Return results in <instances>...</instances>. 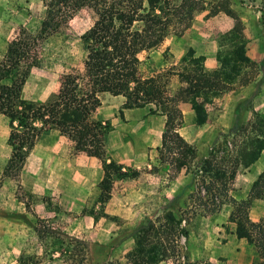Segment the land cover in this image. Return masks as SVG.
Masks as SVG:
<instances>
[{"label": "trees", "instance_id": "trees-1", "mask_svg": "<svg viewBox=\"0 0 264 264\" xmlns=\"http://www.w3.org/2000/svg\"><path fill=\"white\" fill-rule=\"evenodd\" d=\"M39 1L45 10L39 32L32 34L20 30L7 44L0 60V114L8 120L7 142L11 149L3 177L18 178L40 135L53 129L70 140L76 151L100 160L102 178L98 183V202L101 205L106 203L114 180L135 178L139 172L136 169L124 171L121 164L104 159V137L110 127L108 123L92 120V114L101 104L100 95L104 93L123 96V108L150 105V112L165 116L158 148L160 164L169 165L176 173L189 170L196 160V149L178 132L183 122L179 102L189 103L196 123L203 124L207 118L204 106L234 88L232 84L236 79L238 85L247 84L256 67L245 54L242 23L230 9L228 0H220L215 9L234 19L233 28L225 34L227 49L217 54L219 67L211 72L205 71L203 57H193L189 51L191 68L178 73L179 81L184 85L172 95L156 77L140 76L139 55L158 46L175 29V24L181 25V32L186 30L194 13L202 9L201 0ZM84 7L94 11L96 20L81 36L86 47L83 71L64 75L57 92L45 102L23 99L22 88L38 64L41 43L57 33L74 13ZM244 68L249 72L241 75ZM221 137L225 149L222 150L228 159L225 155H214L218 145L214 142L208 155L196 167L201 189L207 197L200 198L207 201H203V206L209 201L210 213L216 212L223 203L217 192L219 195L226 193L237 169L254 163L264 150V120L256 114L252 121L234 126ZM229 137L232 141L227 140ZM189 197L193 196L190 194ZM262 197L264 171L252 183L247 199L231 201L233 209L229 215L235 236L252 245L258 255V261L253 264H264V219L250 220L248 209L252 199ZM181 222L168 210L141 223L131 233L133 246L124 255L126 264H160L169 259H174L176 264H190L180 253V238L187 234ZM67 242L66 251L72 244L76 248L69 250L63 261L84 264L87 260L86 244L77 238L67 239ZM73 250L75 253L72 254Z\"/></svg>", "mask_w": 264, "mask_h": 264}, {"label": "rangeland", "instance_id": "rangeland-1", "mask_svg": "<svg viewBox=\"0 0 264 264\" xmlns=\"http://www.w3.org/2000/svg\"><path fill=\"white\" fill-rule=\"evenodd\" d=\"M174 1L177 2V0ZM201 1L202 9L196 11L195 16L204 20L205 16L208 17L214 13V7L219 0ZM262 3V0H258V2L241 0L240 4L244 18L253 14L252 8L260 12L258 23H261V32L264 33ZM44 18L45 10L39 0H0V60L3 58L7 44L20 30L24 29L36 34L39 32ZM95 20L96 15L92 9L81 8L57 33L41 43L38 64L31 70L22 88L23 99L45 102L57 92L64 75L83 71L86 47L81 36ZM173 28L175 29L171 30L158 46L139 55L140 76L156 77L160 83L164 84L169 95H172L178 88V73L183 72L186 68H191L188 61V53L191 50L186 49V46L184 47L178 42V37L184 31H180V24H175ZM177 31L181 33L175 34ZM225 34L216 39L217 45L220 47L219 51L222 52L227 49ZM100 101L101 107L95 111L96 114L92 120L109 124L110 131L104 137V147L109 151L119 149L123 153L125 150H131L132 158H138L141 155L144 156L143 160H148L145 157L147 151L144 148L152 149V145L158 143L161 132L164 130L165 117L160 113L150 112V105L131 108L132 111H128L122 106L125 101L124 97H111L105 93L100 95ZM248 106V102L241 103L239 111L248 108ZM259 117L263 119L262 115ZM246 123L248 122H242L240 116L237 115L233 126ZM9 130L8 120L0 115V264H67L63 258L68 256L69 250L76 248L75 244H72L66 251L67 239L76 237L66 232L63 229V224H68L70 219L74 218L75 220L77 216L73 215L72 217L69 213L62 212L48 194L31 191L29 174L25 176L23 184L20 176L18 178L2 176L11 150L7 142ZM216 139L218 137L214 140ZM227 140L232 141L231 137ZM222 141L223 138L220 137L217 140L218 145L215 146L214 155L217 157L225 155L222 150L224 149ZM66 143L69 150L74 152L73 143ZM158 144L160 147V142ZM105 155L104 159H106ZM204 156L206 157L207 153ZM204 156L197 155L189 170L184 169L178 173L167 164H159L158 169L164 187L163 205L154 213L143 215L138 222L132 224L133 220L137 218L135 215L129 217L132 219V222L129 223L123 221L119 216H105L102 208L94 211L89 207L86 211L93 216L98 227H107L111 231L118 228L123 229L121 234L129 238L133 230L145 220L155 219L170 210L176 218L182 220L181 223L187 232L185 237L180 238L179 247L181 255L185 256L190 264H237L235 259H258L252 245L245 240H237L233 235L234 226L229 221V215L233 209L229 191L234 187V180L229 182L226 193L219 195L217 192L219 201L230 207L220 206L221 208L216 212L210 213L209 201L207 206H203V201L207 197L201 189L196 167ZM225 157L228 159V156L225 155ZM137 158L134 159L137 160ZM143 166L145 167V164H142L141 168ZM127 169L133 170L134 168L129 166L123 168L124 171ZM73 170L74 168L70 169L69 174H72ZM154 170L156 168L152 167L149 171L154 172ZM180 173L191 175L188 185H183L184 182L172 183ZM129 179L131 178L121 180ZM118 181L117 179L113 181L112 188H115L114 183L119 185ZM190 194L193 196L192 198H188ZM201 196L205 198L202 200ZM263 205L264 202L261 206L252 209L253 218L261 216ZM251 206L252 201L248 212L251 210ZM79 240L83 241L87 247V260L84 264H99V255L103 252L105 256V250L93 243L92 240ZM71 253L73 254L75 251L73 250ZM110 253L111 250H109ZM104 256L102 257L104 264H126L124 256L123 258H112V260L105 259ZM75 258L76 256L73 257V259ZM55 261L57 262L50 263ZM160 264L176 263L174 259H169Z\"/></svg>", "mask_w": 264, "mask_h": 264}, {"label": "crops", "instance_id": "crops-1", "mask_svg": "<svg viewBox=\"0 0 264 264\" xmlns=\"http://www.w3.org/2000/svg\"><path fill=\"white\" fill-rule=\"evenodd\" d=\"M228 1L230 9L242 23L245 54L255 63L256 67L252 72L251 80L247 84L238 85L236 79V82L234 81L232 84L234 88L218 97H214L210 104L204 106L207 118L203 124L198 125L196 123L195 113L189 103L179 102L178 108L182 112L183 122L178 132L188 144L195 147L196 157L197 155L202 157L206 153L208 155V149L210 150L212 147L211 144L213 145L214 142L220 139L221 135L227 134L234 127L237 115L240 116L242 122L252 121L255 114L262 115L264 119V33L261 32V23H258L260 12L252 8L253 14L248 18H244L240 4L241 0H238V2L236 0ZM255 1L258 2V0ZM262 2L261 6L264 8V0ZM262 25L264 26V24ZM233 26L234 19L222 11L214 10V13L208 17L205 16L204 20L195 16L194 13L190 26L178 37V42L182 46H186V49H190L193 57H203V69L211 72L219 67L217 54L220 47H218L216 39L218 36L228 33ZM245 72H249V70L244 68L241 75ZM178 84V88L184 85L179 79ZM110 96L123 98L121 95ZM243 102H248L249 106L239 111V106ZM128 111H132V109H128ZM95 114L94 112L92 117ZM161 135L158 141L160 145ZM216 137L218 139L214 140ZM66 142L72 144L70 140L60 135L56 130L44 131L24 162L22 171L19 174L22 179L21 182L23 184L25 176L29 174L31 191L48 194L62 212L69 213L72 217L73 215L77 216L75 220L72 218L68 221V224H63V229L78 239L92 240L93 243L104 249L106 255L104 256L103 252L100 253L99 264H104L103 256L105 259L110 260L112 258H123L133 246V237L131 235H129V238L123 236L121 234L123 229L118 228L111 231L107 227H98L93 216L88 214L86 210L89 207L93 208L94 211L102 208L105 216H119L126 223L132 222L129 217L135 215L137 218L133 220L132 224L138 222L143 215H149L158 210L164 202V187L158 169L160 164L158 157L159 144L155 143L152 145V149L149 150L144 148L147 151L145 157L148 160H143L144 156L141 155L138 158L134 157L137 160L132 158L131 150H125L123 153L119 149L109 151L105 148L107 161L115 160L123 168L132 167L139 174L129 180H119V185L114 183L115 188H112L110 198L101 205L98 202V183L102 178L100 160L87 156L80 151L75 150L73 152L69 150ZM142 164H145V167L141 168ZM151 166L154 169L156 168L154 172L149 171L152 169ZM73 168V173L69 174V170ZM238 170L233 179L234 187L229 191L230 201L247 199L252 183L264 171V150L254 163L248 167H239ZM190 179V174L180 173L172 183L184 182L183 185H188ZM263 202L264 197L252 199L251 210L248 212L250 220L258 221L264 218V205L261 216L258 218L252 217V209L261 206ZM225 206L228 205L224 203L221 205V207ZM230 223L234 226L232 222ZM233 235L235 236L234 227ZM235 238L238 240L236 236ZM109 250H111L110 254ZM123 259L125 260V258ZM235 260L237 264H253L258 261V259Z\"/></svg>", "mask_w": 264, "mask_h": 264}]
</instances>
